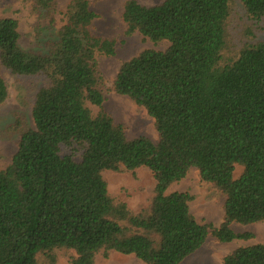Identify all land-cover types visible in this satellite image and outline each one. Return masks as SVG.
<instances>
[{
    "label": "trees",
    "instance_id": "1",
    "mask_svg": "<svg viewBox=\"0 0 264 264\" xmlns=\"http://www.w3.org/2000/svg\"><path fill=\"white\" fill-rule=\"evenodd\" d=\"M238 1L246 19L264 20V0ZM34 2L47 13L55 6ZM236 14V0L123 1L126 36L168 43L123 62L112 84L147 111L157 142L128 139L103 108L97 56L113 55L115 42L90 31L97 14L88 0L68 2L56 39L40 50L23 49L17 21L0 18V105L9 96L4 71L43 82L33 126L13 125L21 129L17 150L0 168V264H54L58 249L73 251L69 264H94L103 251L180 264L210 235L253 236L231 224L264 220V43L237 48ZM141 167L155 186L134 212L110 195L102 172ZM191 168L225 198L218 227L197 222L187 192L167 193ZM221 264H264V243L238 247Z\"/></svg>",
    "mask_w": 264,
    "mask_h": 264
},
{
    "label": "rangeland",
    "instance_id": "2",
    "mask_svg": "<svg viewBox=\"0 0 264 264\" xmlns=\"http://www.w3.org/2000/svg\"><path fill=\"white\" fill-rule=\"evenodd\" d=\"M70 0H54V9L47 13L37 8L34 0H0V18L10 17L17 21L19 45L25 50H40L45 44L56 39L57 33L63 24V13ZM124 0H88L90 8L97 14L92 22L90 31L95 36L110 39L115 42L114 54L111 56L99 55L98 71L100 72L101 90L104 93L103 108L116 124L124 127L128 139L145 136L157 142L158 134L154 128L153 119L147 111L135 104L129 97L119 95L112 89V84L120 65L136 56L147 48L163 50L168 43L153 44L145 40L141 34L135 32L125 35V26L120 19ZM144 5L158 4L162 0H138ZM237 14L234 16L232 27L237 30L234 38L235 45L243 43H264V20L254 22L246 19L241 3L236 0ZM241 19V20H240ZM242 25L251 27L252 35H244ZM9 96L0 105V168L8 166L17 150L21 129L13 130V125L20 121L22 125L32 127L31 107L34 95L43 82L39 78L16 77L4 71ZM93 114L98 107L91 106ZM79 160V157H75ZM242 171L236 166L234 178ZM102 176L107 183L110 195L117 201L123 202L134 212L145 207L155 186V180L148 168L141 167L133 172L103 171ZM180 191L187 192L190 212L201 224L218 227L224 215V196L216 192L208 183L204 182L196 168L189 169L186 176L172 184L167 193ZM235 233L250 232L253 236L248 240L234 239L230 242H219L213 236H208L203 245L194 253L187 256L180 264H221L223 258L238 247L264 243V220L242 225L232 223ZM54 264H69L74 256L73 251L58 249L54 252ZM44 260V257L42 258ZM94 264H145L133 254H121L116 251L99 252Z\"/></svg>",
    "mask_w": 264,
    "mask_h": 264
}]
</instances>
